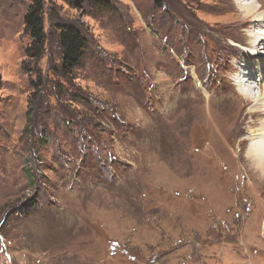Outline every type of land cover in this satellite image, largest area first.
I'll return each instance as SVG.
<instances>
[{"label":"rangeland","instance_id":"obj_1","mask_svg":"<svg viewBox=\"0 0 264 264\" xmlns=\"http://www.w3.org/2000/svg\"><path fill=\"white\" fill-rule=\"evenodd\" d=\"M85 1L46 0L37 60L32 0H0V264H264V113L238 86L257 23L237 0ZM58 21L88 39L66 76Z\"/></svg>","mask_w":264,"mask_h":264},{"label":"trees","instance_id":"obj_2","mask_svg":"<svg viewBox=\"0 0 264 264\" xmlns=\"http://www.w3.org/2000/svg\"><path fill=\"white\" fill-rule=\"evenodd\" d=\"M154 1L159 7H163L166 4V2L162 3L159 0ZM90 2L98 11H111L113 9L111 2L108 0H92ZM86 3L85 0H68V4L78 10H81ZM46 4V0H32L31 6L24 18L25 29L32 40L30 54L31 57L37 60L41 59L44 55L47 41L44 20ZM53 25L58 32L57 40L60 48L61 66L58 74L62 76L71 75L81 65L84 52L88 46V39L83 29L75 23L58 21ZM1 86L0 80V89ZM76 95H71L70 93L72 101L84 100L82 97V99L80 97L75 98ZM90 124L92 128H97L93 126L96 122H90ZM30 207L31 205L28 204L25 208L30 209Z\"/></svg>","mask_w":264,"mask_h":264},{"label":"bare ground","instance_id":"obj_3","mask_svg":"<svg viewBox=\"0 0 264 264\" xmlns=\"http://www.w3.org/2000/svg\"><path fill=\"white\" fill-rule=\"evenodd\" d=\"M240 11L243 15V21L252 19V23H257L258 31H255L250 35L251 42L248 51L243 52V56L248 60L247 71L243 74H239L242 82H239L240 95L245 99L246 103H253L250 111L247 112L245 117L259 116L260 112L264 113V86L258 85L253 87L251 82L253 80V73L257 75V81H264V56L261 51H264V15L261 13V5L257 0H237ZM245 23V22H243ZM257 30V29H256ZM262 47V48H261ZM259 93H253L258 91ZM246 103H243L244 107ZM251 143L249 149V161L260 176L264 177V121L260 124V127L250 134Z\"/></svg>","mask_w":264,"mask_h":264}]
</instances>
